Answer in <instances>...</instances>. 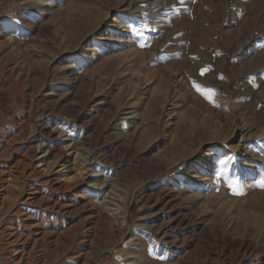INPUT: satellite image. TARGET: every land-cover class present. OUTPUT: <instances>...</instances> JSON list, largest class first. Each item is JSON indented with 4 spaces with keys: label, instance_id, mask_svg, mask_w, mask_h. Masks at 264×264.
I'll return each mask as SVG.
<instances>
[{
    "label": "rangeland",
    "instance_id": "rangeland-1",
    "mask_svg": "<svg viewBox=\"0 0 264 264\" xmlns=\"http://www.w3.org/2000/svg\"><path fill=\"white\" fill-rule=\"evenodd\" d=\"M4 28L0 264H264V0H0ZM60 147L125 179L126 213L52 209Z\"/></svg>",
    "mask_w": 264,
    "mask_h": 264
},
{
    "label": "bare ground",
    "instance_id": "bare-ground-1",
    "mask_svg": "<svg viewBox=\"0 0 264 264\" xmlns=\"http://www.w3.org/2000/svg\"><path fill=\"white\" fill-rule=\"evenodd\" d=\"M0 35L2 36V38L3 37L6 38L8 41H10L11 44H13L14 39L10 35H8V32L5 28L2 30ZM140 115L141 114L138 113L137 116H135V117L139 118ZM152 142L153 141H151V143ZM167 142H168L167 147L170 149L172 147L173 139L170 138V140H167ZM53 145H55V144H53ZM72 146L74 147V145H72V144H67V147L71 148ZM53 149H55V148L51 147L49 149V152H50V150L52 151ZM165 149H167V148H165ZM55 151H57V153L53 157L54 159H53L52 163L48 164L46 166V168L44 169V171H46L48 173L53 172L56 169L55 165H57L58 170L55 173L56 179L52 180L51 182L53 183L54 186H56V190L63 191V192L67 191V194L65 193L64 196L61 198H54V199L50 200V204H51L52 209H56L57 213L60 215H70V214L76 212V210H77L76 206L78 205V203L80 201L83 203V204L81 203L83 206V207H80L81 209L84 208L86 210L87 208H91V209H89V212L95 213L96 216H98L99 218L106 215L105 211L106 212L107 211L112 212L114 214V211L118 210L119 208H123L124 209L123 213H126L125 209H127V201H125L124 198L120 199V197L123 196L122 195L123 193H126V195L129 194V185H128L127 181H125V179L120 178L117 174L113 178H111L113 173L109 170L104 172L103 174L101 173V175H99L98 171L92 170L93 168L92 169L90 168V166L94 164V162H93L94 158L93 159L91 157H90V159L89 158H81L79 153H76L75 154L76 156L73 155L74 166H75V169L77 170V172H76V174H72L71 162H70L72 160L69 158V157H71L70 154H68L69 160H64V159H62V155L64 153V147H60ZM164 153L166 154V152H164ZM158 157H159L160 162H163L162 159L165 157L164 154L159 153ZM166 160H167V158H166ZM214 162L215 161H214V157H213V159L207 160L206 163L200 164L198 177L201 180L205 179V177H204L205 174H207V172L213 168ZM89 171H91V173H89ZM92 173H95L96 175H93ZM97 177H100L102 179L101 184L91 181L92 179H97ZM88 179H89L88 182H89L90 186L94 187V188H91L92 193H94L93 192L94 189H99L101 187L104 188V187H107L108 184H111V183L113 184L112 191L110 190L107 193V195L104 197V200H101L99 202V204H96L95 200H93L94 198L87 197V199H85L86 198L85 197L84 199L82 198V200H80L75 195L71 194V192H69L75 181L77 184L78 183L81 184V183H84ZM118 190H120L121 192L116 194V191H118ZM113 201H118L119 204L118 203L115 204ZM92 208H94V209H92ZM95 208H97V209H95ZM87 214H89V213H87ZM114 215H116V214H114ZM116 216H114V217H116ZM87 217H88V219H90L88 215H87ZM172 219L174 220V217ZM123 222L126 223V219ZM171 222H172L171 219L166 221V227H170ZM149 227H152V225H149ZM162 228L163 227L159 226L157 228V230L161 231ZM137 242L139 243V241H137ZM166 254H169L168 257H170V258L172 257V253H170L169 250ZM144 264H148L147 260L144 261ZM152 264H154V263H152ZM164 264H171V263L166 262Z\"/></svg>",
    "mask_w": 264,
    "mask_h": 264
},
{
    "label": "snow or ice",
    "instance_id": "snow-or-ice-1",
    "mask_svg": "<svg viewBox=\"0 0 264 264\" xmlns=\"http://www.w3.org/2000/svg\"><path fill=\"white\" fill-rule=\"evenodd\" d=\"M183 2H184V0H181V3H183ZM145 27H147V26L145 25ZM138 35H141V36H142L143 33H138ZM144 46H145V45L141 44V47H144ZM208 71H209V69H207V68L202 69L200 74H201V75H204V74H205L206 72H208ZM194 86L196 87V90H197V91H201L204 95L207 96V98H208L209 100L212 99L211 93L214 92L213 89H202V86L199 85V84H195ZM227 162H228L227 160L219 161V163H220L221 165L227 164ZM222 174H223V172H218V173H217L218 176H219V175H222ZM239 184H240L239 179H230V180L228 181V186H229V188L232 190L233 194H237V195L242 194V190H241V188L239 187ZM260 185H261V187H264V178L261 179V181H260ZM159 258H160L161 260L164 259L163 256H160Z\"/></svg>",
    "mask_w": 264,
    "mask_h": 264
}]
</instances>
